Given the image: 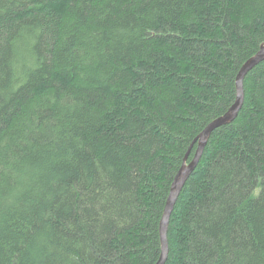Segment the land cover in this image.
<instances>
[{
    "label": "trees",
    "instance_id": "trees-1",
    "mask_svg": "<svg viewBox=\"0 0 264 264\" xmlns=\"http://www.w3.org/2000/svg\"><path fill=\"white\" fill-rule=\"evenodd\" d=\"M263 42L264 0H0V264H154ZM243 88L165 264H264V60Z\"/></svg>",
    "mask_w": 264,
    "mask_h": 264
},
{
    "label": "water",
    "instance_id": "water-1",
    "mask_svg": "<svg viewBox=\"0 0 264 264\" xmlns=\"http://www.w3.org/2000/svg\"><path fill=\"white\" fill-rule=\"evenodd\" d=\"M264 60V42L259 45L258 50L246 59L240 66L236 78H235V88L236 97L233 103L228 107V109L221 115L212 119L196 136L193 143H196V149L193 157L187 161L188 152L184 156L183 162L175 173L170 188L167 195L164 209L159 222V237L161 244V251L157 261L154 264H165L168 256L169 246H168V226L170 221V216L173 211L174 205L177 198L184 187L186 181L191 176L196 166L198 165L201 156L203 154L204 148L212 134V132L225 124L232 122L238 115L244 102V88L243 82L247 73L255 67L257 64Z\"/></svg>",
    "mask_w": 264,
    "mask_h": 264
}]
</instances>
